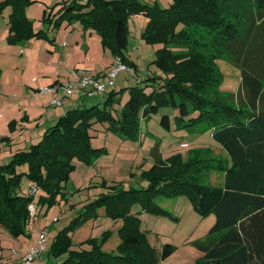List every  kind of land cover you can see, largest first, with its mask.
I'll return each instance as SVG.
<instances>
[{
    "label": "trees",
    "instance_id": "obj_1",
    "mask_svg": "<svg viewBox=\"0 0 264 264\" xmlns=\"http://www.w3.org/2000/svg\"><path fill=\"white\" fill-rule=\"evenodd\" d=\"M253 1L257 3L256 9L242 6L240 0H172L167 7L139 0H63L55 25L66 18L69 22L82 21L96 30L102 43L132 69L134 64L124 54L129 38L128 19L135 13L146 14L149 19L143 36L149 42L161 44L153 63L164 76H147L127 87L129 98L118 115L114 116L106 107L119 100L121 90L114 89L107 94L104 106L68 110L39 142L18 150L9 164L0 167V226L15 237L28 234L32 219L29 205L33 203L38 208L41 203H54L61 192L65 193L62 188L74 169L73 159L92 162L100 155L101 149L90 144L89 131L95 122L108 121L109 127L123 136H135L140 118L170 106L179 111L178 121L184 128L208 121L212 137L227 150L229 159H191L174 166V172L172 159L166 175L152 176L153 182L148 187L101 194L90 203V208L104 206L113 219H123L119 251L107 252L98 247L69 249L72 229L91 216L90 211H84L60 231L49 250V257L55 260L49 259L44 264H157L167 258L175 247L166 244L160 252L151 245L141 229L140 217L131 212L135 203H141L146 211L160 212L154 203L158 194H186L199 213L215 214L216 222L208 240L198 244L203 251L201 264H264V115L257 112L264 80L240 64L239 53L254 41L257 21L264 20V0ZM30 3L32 0L0 1V13L5 4L12 7L10 40L13 42L22 41L32 33L39 34L33 32L24 14ZM240 8L245 10L243 15ZM190 26H202L215 31L216 36L209 46L204 44L200 48L191 37ZM211 46L216 51L211 54L209 50L206 54ZM227 52L229 55L232 52L233 63L242 68V88L251 110L206 95L209 86L217 85L222 77L216 58ZM146 81L149 84L140 85ZM148 86L152 87L150 91H146ZM160 123L170 129V116L162 115ZM161 164L157 161L151 172L160 170ZM23 165L27 170L19 171L18 167ZM211 165L224 169L223 186L198 180L199 170ZM23 177L32 182L28 194L22 191ZM34 185L46 191L37 202ZM66 252L68 256L60 258Z\"/></svg>",
    "mask_w": 264,
    "mask_h": 264
},
{
    "label": "rangeland",
    "instance_id": "obj_2",
    "mask_svg": "<svg viewBox=\"0 0 264 264\" xmlns=\"http://www.w3.org/2000/svg\"><path fill=\"white\" fill-rule=\"evenodd\" d=\"M139 1L148 4L159 3L161 7H167L172 2ZM240 2L246 8H257V3L253 0ZM62 6L63 0H32V3L25 7L24 14L29 19L33 32L39 34L32 33L31 36L16 42L10 40L11 5L5 4L0 13V167L10 163L18 148L31 147L30 134L36 138L43 137L49 127L57 124L60 118L57 116L51 120L52 114L48 113L49 109L58 108L64 103L51 104L56 95L51 89L55 85L73 80L76 67L87 70L91 75H104L112 67L111 63L117 61L112 48L102 43L101 35L93 28L86 27L82 21L69 22L66 18L55 25V19L59 16L58 10ZM240 11L243 15L245 10L240 8ZM148 19L144 13L132 14L128 19L129 38L124 54L134 64L133 70H122L113 88L94 97L84 93L78 96V91L66 94L68 100L64 114L76 107L97 104L104 106L107 94L115 89L121 90L118 94L119 100L108 103L106 107L116 116L129 98L127 87L138 84L147 76H164L153 63L161 44L149 42L143 36ZM189 31L200 48L207 44L209 46L216 36L215 31L202 26H190ZM258 33L264 34V25L258 28ZM258 33L256 32L254 41L245 50H254L259 55L264 47L259 44L261 40H256ZM262 40L264 41V38ZM209 50L211 54L216 51L211 46L210 49L207 47L205 53ZM230 54L223 53V57L216 58L215 63L222 77L217 85L209 86L206 93L228 104L234 103L238 94L240 95L241 79V68L233 63L234 57L232 52ZM212 74L215 76L217 72ZM146 84L149 82L140 83L141 86ZM151 89V86L146 87V91ZM44 97H48L47 100ZM69 102L71 106H68ZM48 103L51 106H48ZM166 114L171 119L170 129L160 123L161 116ZM178 117L177 108L162 107L158 113L140 118L138 133L128 137L111 129L108 121L95 122L89 131L90 144L101 149L100 155L92 162H85L78 157L73 159L74 169L62 188L65 193L61 192L52 204H38L37 214L28 224V234L15 237L0 226V264H21L20 252L28 251L30 247L37 245L42 232L45 236V250L36 256L34 264H44L49 259L55 260L49 257V250L55 238L84 211H90L91 216L72 229L69 249L82 251L98 247L107 252L119 251L122 241L119 229L123 225V219H113L107 214L104 206L92 209L90 203L103 193L148 187L153 182L152 176L166 175L171 169L172 159L174 172L178 164H186L191 159L207 161L212 158H228L226 149L212 137L208 121L204 120L189 129L180 125ZM38 132L41 134L38 135ZM157 161L163 163L160 170L151 172ZM18 169L26 171L27 166H19ZM197 178L202 183L223 186L225 171L211 165L200 169ZM31 184L32 182L23 177L22 191L28 194ZM45 192L42 188L38 189L36 202ZM154 203L161 209L160 212L146 211L141 203H135L131 212L140 217L141 229L151 245L160 252L166 244L175 247L170 256L157 264H201L203 251L198 244L208 240L216 222L215 214L199 213L186 194H158ZM68 254L69 252H66L60 258Z\"/></svg>",
    "mask_w": 264,
    "mask_h": 264
},
{
    "label": "built area",
    "instance_id": "obj_3",
    "mask_svg": "<svg viewBox=\"0 0 264 264\" xmlns=\"http://www.w3.org/2000/svg\"><path fill=\"white\" fill-rule=\"evenodd\" d=\"M133 70L127 64L122 62L120 59H117L113 66L109 69L104 75H91L87 70L77 68L73 71V80L66 82L58 83L51 90L57 94V96L51 101L52 105H61L63 103V98L59 96V92L65 94H73L75 91H78L79 94L95 96L99 93L107 92L110 88L115 86V81L118 74L122 70ZM45 92V90H42ZM38 187L33 186V193H37ZM36 204L31 203L29 205L30 217L33 218L36 216L38 208ZM44 233L40 234V239L37 245H34L28 249L24 258L23 264H34V260L37 255L45 250ZM41 245V246H40Z\"/></svg>",
    "mask_w": 264,
    "mask_h": 264
},
{
    "label": "crops",
    "instance_id": "obj_4",
    "mask_svg": "<svg viewBox=\"0 0 264 264\" xmlns=\"http://www.w3.org/2000/svg\"><path fill=\"white\" fill-rule=\"evenodd\" d=\"M259 23L256 24V32L258 33V28L264 25V20H262V22L257 21ZM262 38H264V34H257L256 36V40H261L259 41V44H261V47H264V41L262 40ZM264 49V48H263ZM258 52V51H257ZM241 55L240 58V64L243 65L244 68H246L248 71L254 73L255 75H258L259 77H261L264 80V50H260L259 55L254 51V50H249L246 51L245 49H243L241 52H239ZM115 63V61H113L111 63V66H113V64ZM236 64V63H234ZM236 66L240 67V65L236 64ZM78 67H76L75 69H77ZM111 68V67H110ZM241 68V67H240ZM240 92L242 94H238L236 100L234 101V103H232L231 105L233 106H237L238 108L241 107L243 110H251L250 105L247 102V97L245 94L244 89L242 88V68H241V74H240ZM55 97L57 96L54 95ZM59 96H61L63 98V105H61L58 108H53V109H49L48 113H51V120H54V118H56L58 116V118H60L61 116H63L64 112H65V106L67 103L68 98L66 97V94L63 92H59ZM78 96H81L80 94H78ZM94 97V96H93ZM45 98V97H44ZM44 98H41V100H43ZM48 97L45 98V100H47ZM32 100L29 101V103L31 104ZM70 103V102H69ZM48 106H51L49 103L47 104ZM71 106V103L68 105ZM257 112H262L264 115V92L261 95L258 105H257ZM57 113V115H56ZM39 126V124H38ZM27 132V131H25ZM212 133V131H211ZM41 132H38V135H40ZM29 137L31 138V145L36 144L37 142H39L41 140L42 137H33L31 136V134L29 135ZM220 144V143H219ZM221 145V144H220ZM222 146V145H221ZM30 147V146H29ZM27 148V147H26ZM22 148H18L17 150H21ZM227 151V150H226ZM227 160L229 159V154H228V158H226ZM27 250L20 252L19 254V262L21 263V260L23 258V256H25ZM18 262V263H19Z\"/></svg>",
    "mask_w": 264,
    "mask_h": 264
}]
</instances>
